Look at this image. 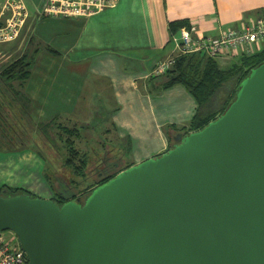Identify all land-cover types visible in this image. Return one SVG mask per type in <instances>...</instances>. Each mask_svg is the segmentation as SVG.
I'll list each match as a JSON object with an SVG mask.
<instances>
[{
	"label": "water",
	"instance_id": "water-1",
	"mask_svg": "<svg viewBox=\"0 0 264 264\" xmlns=\"http://www.w3.org/2000/svg\"><path fill=\"white\" fill-rule=\"evenodd\" d=\"M85 199L0 195L28 264H264V61L224 112Z\"/></svg>",
	"mask_w": 264,
	"mask_h": 264
},
{
	"label": "crops",
	"instance_id": "crops-1",
	"mask_svg": "<svg viewBox=\"0 0 264 264\" xmlns=\"http://www.w3.org/2000/svg\"><path fill=\"white\" fill-rule=\"evenodd\" d=\"M42 2L25 1L31 11L15 41L36 45L37 60L19 106L28 107L36 125L104 116L118 138L132 139L134 164L165 152L169 125L187 126L197 109L183 85L160 89L162 77L152 75L158 61L176 54L170 22L186 20L215 36L264 15V0H116L88 17L66 19L42 16Z\"/></svg>",
	"mask_w": 264,
	"mask_h": 264
},
{
	"label": "trees",
	"instance_id": "trees-1",
	"mask_svg": "<svg viewBox=\"0 0 264 264\" xmlns=\"http://www.w3.org/2000/svg\"><path fill=\"white\" fill-rule=\"evenodd\" d=\"M169 25L173 34L183 26H190V24H187L186 20L170 22ZM47 50L56 55L60 54L59 51L51 46L47 47ZM236 59L237 60L227 68H221L218 58H213L200 52L184 54L179 55L174 65L164 74L155 75V77H162L163 79L160 84V89H166L175 84H181L193 96L197 103L196 112L187 126L177 127L173 124L169 125L167 136L170 145L168 149L175 144V137L178 134L185 135L200 130L224 112L229 103L235 98L240 83L248 75L249 71L264 61V46L252 54H243ZM34 63V56H30L24 52L14 57L11 62L0 69V85L2 83V85H4L2 88L12 93V98L8 95H3L4 99H7V102L4 101L5 103H1L0 99V132L3 136L7 135L4 129L6 131L9 129L11 134L16 133V139H19L22 145H27L33 138L29 129L34 131L38 136H44L46 143L50 145L49 147L54 145V139L58 140L59 138L60 144L66 148V152L62 153V164H64L66 168H71L74 176L84 181L85 187L81 189V187H79L80 180L78 181L75 178H71L69 182H65L62 178L58 177L55 179L58 180L59 187H56L53 181L54 177L52 178V175L48 172V169H53L54 165L45 151L38 145V148L44 156L45 163L47 164L48 169L45 167L46 170L44 169V175L53 190L52 199L56 200L59 204L76 199L77 197L85 199V197L97 186L107 182L121 170L134 165V163L130 161L133 141L130 137H125L120 138L123 139L121 140L122 142L111 145L109 142H106V136L103 141L101 139L102 142L99 144V149L93 148L91 152L94 150V153L97 155L109 152V155L106 156V154H104L102 158L96 156L97 164L100 162L102 164L101 169L95 166L98 179L94 182H87L89 176L86 171L89 166L91 155L88 149L83 150L78 147L81 136L84 137V132L86 130L90 131V129L93 130V126L98 123L100 126H103V130H106L105 133H103V131L101 132L104 135L111 133V129L106 126L104 116L100 118L97 117L92 125L83 123L78 125L76 124L77 121H74L70 124L71 126L57 122L56 117L50 121H41L34 128V123L30 119L31 115L28 107L24 103L23 107L19 106L18 103L22 89L20 91L16 90L13 83L14 81H18L20 86L24 85L30 78ZM1 95L2 92L0 91V97ZM8 99H11V103H9ZM14 104L17 110L13 108ZM54 129H58L63 135L59 136L55 133L54 135L52 134V137L50 132L52 133ZM94 133H96V131H94ZM86 139H88V137ZM5 148L8 149V147ZM26 192L37 196L23 187H15L6 184L0 187V195L3 196Z\"/></svg>",
	"mask_w": 264,
	"mask_h": 264
},
{
	"label": "built area",
	"instance_id": "built-area-1",
	"mask_svg": "<svg viewBox=\"0 0 264 264\" xmlns=\"http://www.w3.org/2000/svg\"><path fill=\"white\" fill-rule=\"evenodd\" d=\"M116 0H43L41 15L49 18H85ZM29 11L24 0H4L0 4V44L15 42L25 26ZM176 54L156 63L152 75L164 74L179 55L203 53L213 58H237L264 46V15L247 20L238 28H227L218 35H203L195 25L183 26L172 34ZM0 264H27L25 252L15 235L0 232Z\"/></svg>",
	"mask_w": 264,
	"mask_h": 264
},
{
	"label": "rangeland",
	"instance_id": "rangeland-1",
	"mask_svg": "<svg viewBox=\"0 0 264 264\" xmlns=\"http://www.w3.org/2000/svg\"><path fill=\"white\" fill-rule=\"evenodd\" d=\"M26 1V0H25ZM31 11V8L28 7ZM232 28V27H231ZM235 28V27H234ZM34 47L36 45H24V41H17V42H10V43H1L0 44V69L4 67L6 64L11 62L14 57L26 52L28 55H32V51L34 50ZM237 59H223L218 60L221 68H227L230 66L233 62H235ZM35 63L37 60H35ZM14 87L16 90L20 91L23 86H20L18 81H14ZM4 85H0V91L2 92V95L0 97L1 103H5L7 99H4L5 95H8L10 98H12L11 94L7 89L5 90ZM7 88V87H5ZM4 95V96H3ZM3 99V101H2ZM9 103H11V99H8ZM15 101V100H13ZM7 102V101H6ZM3 105V104H2ZM12 106V105H10ZM1 107V106H0ZM16 105H13V108H15ZM15 110H17L15 108ZM19 110V109H18ZM80 118H83L82 120ZM77 120H75L76 124L80 125L83 124H94V121L97 119V117L93 118L90 117L87 119V117H83L78 115L76 117ZM57 122H61L62 124L69 125L73 122H67L64 120V117L56 118ZM34 123V122H33ZM107 127H110V125L107 123ZM34 128L36 127V123L33 124ZM94 129H90V131L84 132V137L81 136L80 144L78 145L79 148L86 150L88 149V152L90 153V162L89 166L87 168V174L88 179L87 182H94L96 179H98V175L96 172V167L98 169H101L102 164L101 162L97 164V157L102 158L104 154L109 155V152L101 153V154H95L94 150L91 152L93 148L99 149V144L103 141L104 137L106 136V142H109L111 145H116L119 142H122L118 138V134L116 130L111 129V133H108L107 135L102 134L101 132L105 133L106 130H103V126H100L99 123L93 126ZM5 133L7 135L3 136L0 132V185L4 183H9L12 185H20V186H26L30 188L33 192V194L42 197L47 198L46 196L50 192L49 187L50 184L48 183L46 176L44 175L45 167L47 168V164L45 163L44 156L42 155L40 149L38 148V145L41 147L43 151L47 154L50 161L53 163V169L47 168L50 175H52V178L54 177L55 186L59 187L58 180L55 178H62L65 182H69L71 178H75L76 180H80V178H76L74 176V173L72 172L71 168H66L64 164H62V153L66 152V148H64L60 144V139H54L52 147H49L46 143L45 137L38 136L34 131L29 129L31 135L33 138L30 142L27 143V145H22L20 143L21 141L17 138L16 133L11 134L10 130L6 131L4 129ZM96 131V133H94ZM63 135L62 132H60L58 129H54V131L50 134L54 135ZM25 135V134H24ZM52 135V137H53ZM88 137V139L85 138ZM102 139V141H101ZM125 143V141H124ZM170 145V142H169ZM23 146V147H22ZM26 146V147H25ZM5 147H8L5 148ZM169 147V146H168ZM97 153V152H96ZM132 161V160H130ZM45 169V170H44ZM86 182V183H87ZM81 189L82 187H85L84 181L79 182ZM83 200V199H82ZM3 235H6L7 237H11L12 235H15L11 231H3ZM17 239V238H16Z\"/></svg>",
	"mask_w": 264,
	"mask_h": 264
}]
</instances>
